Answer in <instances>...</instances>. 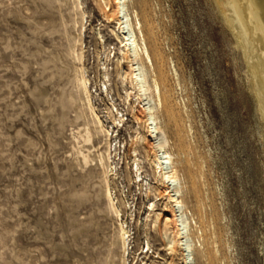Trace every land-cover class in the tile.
I'll use <instances>...</instances> for the list:
<instances>
[{"label":"rangeland","instance_id":"374dc122","mask_svg":"<svg viewBox=\"0 0 264 264\" xmlns=\"http://www.w3.org/2000/svg\"><path fill=\"white\" fill-rule=\"evenodd\" d=\"M80 2L81 10L76 0H0V264L123 263L120 220L100 162L107 139L83 104V51L92 93L102 88L103 63L112 69L128 118L117 128L123 171L137 120L119 97L117 24L100 0ZM128 7L142 19L164 82L160 118L198 225L195 264H264V116L255 71L225 7L218 0H129ZM94 99L105 108L103 97ZM142 135L139 152L155 183ZM119 179L114 191L121 200L124 191L132 207L122 205L128 264H182L180 246L170 255L158 215L145 226V189L126 170ZM159 193L153 187L150 196L158 213L167 202Z\"/></svg>","mask_w":264,"mask_h":264},{"label":"bare ground","instance_id":"6f19581e","mask_svg":"<svg viewBox=\"0 0 264 264\" xmlns=\"http://www.w3.org/2000/svg\"><path fill=\"white\" fill-rule=\"evenodd\" d=\"M109 1L113 4L111 8H108L107 5ZM109 1L100 0L101 7L104 6L107 9V12L110 13L108 17H111L118 27L116 36L121 44V56L119 55L116 59V64L119 71L118 80L123 89V93L120 92L119 97L126 101L128 109L131 111V116H129L137 120L135 132L137 136L131 139V157L124 164L125 170L129 174L131 181L137 184L140 189H145L146 191L148 202L145 226L151 222L153 214H157V224L161 226V232H163L167 242L166 246L170 251V255L175 252L176 247L180 246L182 264H195L193 254L195 250V235L193 227L198 228V225L193 215L191 213L188 214L183 199V179L178 168L179 164L178 162L176 163L177 156L172 150L169 126L160 118L167 110L164 82L158 75L156 61L144 35V25L139 14L137 12L133 14L129 12V0ZM218 1L225 7V11L229 16L228 20L230 19L233 25L231 26L237 30L235 32L244 45L245 58L255 71V94L259 101L260 111L264 116V0ZM76 4L81 10L80 0H76ZM84 54L83 51L80 60L82 63L80 82L84 92L83 104L90 109L91 117L96 119L99 128L105 132L107 139V156L103 157L100 162L105 169L107 199L120 220L122 264H128L127 257L130 254L131 236L127 222L123 219L122 205L126 209H132V207L127 194L119 189L121 195H124L121 200L113 187L114 184L116 185V181L118 182L117 179H119L120 174H124L125 171H123L121 153V149H125V141L122 146V142L117 139V128L123 127L128 118L124 114L125 110L119 109L121 104H117L118 100H116V94L111 84L110 71L112 69L107 63H103L100 70L104 76L102 88L100 91H94L96 96L103 97L104 102H106L105 108L100 109L98 106L101 105L95 103L94 93H92L91 89L92 81L83 63ZM104 56L107 61L109 57L107 50L104 52ZM128 109L127 113H129ZM102 111H107L106 116L104 115L107 121L100 115ZM141 124L144 125L140 126ZM143 130L147 134V144L150 149L148 150V161L156 181H154L155 183L146 173L145 163L138 148L140 136H142L141 140L146 141L142 135ZM112 138L115 139L113 143L111 142ZM153 187L157 188V191L163 197H167L163 212L158 213L156 200L154 201L150 198ZM202 238L203 234L201 233V237L198 239ZM143 249H146V254L152 252L148 236H146Z\"/></svg>","mask_w":264,"mask_h":264}]
</instances>
